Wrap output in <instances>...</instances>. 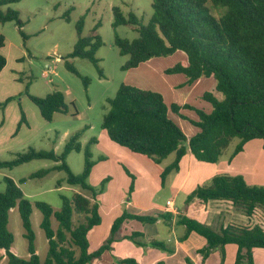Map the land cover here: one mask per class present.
Returning <instances> with one entry per match:
<instances>
[{"label": "trees", "instance_id": "16d2710c", "mask_svg": "<svg viewBox=\"0 0 264 264\" xmlns=\"http://www.w3.org/2000/svg\"><path fill=\"white\" fill-rule=\"evenodd\" d=\"M19 1L0 0V23L15 22L22 33L23 23L19 12L8 8ZM151 6L153 14L148 24H143L134 13L126 16L119 7L113 9L114 29L128 26L138 33V38L134 40L123 39L115 34V46L120 55L129 57L121 69L128 71L153 58L168 57L181 51L185 53L187 62L177 63L167 69L166 74H184L189 85L202 77L214 78L215 93L206 92L202 96L212 106V111L207 113L186 104H172L169 107L162 94L123 83L116 96L107 100L109 109L101 126L109 139L133 153L148 157L156 164H161L174 154L173 162L160 175L162 185L171 172L179 170L180 162L189 150L199 162L215 164L234 139H238V142L230 160L252 140H262L264 148V0H152ZM4 7H7L5 11ZM83 25L84 17H81L76 25L77 42L68 57L87 59L98 68L99 60L95 55L101 46L96 34L99 24L87 37L82 36ZM5 43L6 38L0 34V49ZM5 66L6 58L0 54V73ZM66 66L78 75L72 64L67 62ZM84 83L87 85L88 79ZM217 94H221L222 98L219 99ZM28 97L47 122L52 121L55 113H68L61 91H54L45 97L30 94ZM11 100L12 97H9L4 104ZM181 109L194 110L198 120L180 115ZM170 112L189 120L199 132L188 139L170 117ZM24 122L26 120L22 113L19 126ZM82 134L83 130H80L71 135L61 154L29 148L13 160L0 159V170L12 169L33 160H52L56 163L54 167L40 170L29 178L43 177L52 171H64L66 178L59 181L57 187L65 182L68 186H79L83 191L92 192L91 197L82 193H74L69 198L62 196L61 207L54 209L45 202L29 200L18 185L5 176L6 188L0 192V249L5 250L7 264H88L111 249L125 221L154 224L159 217H165L125 212L113 222L110 238L96 250L90 251L88 235L102 222L99 204L95 200L96 190L87 182L94 166L91 146L96 140L91 139L84 149L85 163L81 174L72 173L66 163L71 152L82 150L79 142ZM194 198L203 202L230 201L236 209L252 216L257 209H264V186L249 185L242 175H216L210 185L198 186L187 197V201ZM33 207L42 213L40 226L48 242L43 262L36 253L35 232L31 222ZM15 208L19 211L24 236L28 241L27 258H21L13 251L14 236L8 225L10 212ZM75 216H83V219L75 223ZM53 219L57 222L56 229L52 228ZM177 224L185 227V237L196 233L206 240L207 246L198 251L203 262L212 251L218 250L221 256L219 264H224L226 246L235 245V264H255L254 249H264L263 226L229 224L217 231L188 216H180ZM139 237L142 234L134 232L127 238L139 246H145V243L137 240ZM149 244L173 252L163 242L152 241ZM119 262L139 264L131 258Z\"/></svg>", "mask_w": 264, "mask_h": 264}, {"label": "rangeland", "instance_id": "374dc122", "mask_svg": "<svg viewBox=\"0 0 264 264\" xmlns=\"http://www.w3.org/2000/svg\"><path fill=\"white\" fill-rule=\"evenodd\" d=\"M151 3L152 0H20L8 6V8L19 12L23 27L21 33L15 22L0 23V34L4 35L7 42L4 52L8 59L13 60L20 50L23 52L21 55L23 59L15 69L13 67L16 71L11 73L10 70H7L8 72H4L0 78V98L12 96V100L16 103L21 102L26 108L31 106L38 112L36 105L29 99V94L45 97L54 91H61L65 97L68 113H55L50 122L39 116L41 122L34 124L33 137L18 145L13 152L3 153L0 156L1 160H13L19 153H25L29 148L61 154L69 137L83 130L79 139L82 150L71 152L66 158V163L72 173L79 175L83 172L84 149L91 139H95L96 143L91 146L94 166L87 180L88 184L96 190L95 200L100 194L103 195L107 192L108 184L111 183L110 195H113L112 191L118 187L122 189L123 194H120L124 198L132 199L130 196L136 190V178L133 172H138L137 168L129 164L124 156L117 154L115 149L128 150L111 141L101 125L103 117L109 109L107 100L116 96L121 84L132 82L129 76L130 72L121 69L129 57L120 55L115 46V34L128 40L138 38V33L128 26L113 28V9L119 7L126 16L129 13H134L143 24H148L153 14ZM6 9L7 7L3 8L4 11ZM81 17H84L83 37L89 36L93 28L99 24L96 34L101 40V46L95 55L99 60L98 68L87 59L68 57L77 42L76 25ZM182 54L185 55V53ZM178 57V54H174L173 56L159 57V59H161L162 65L168 67L173 66V62ZM67 62L72 64L78 75L67 69ZM9 65L11 66L8 67L12 68V63L9 62ZM85 79H88L87 85L84 83ZM219 95L222 98V95ZM193 114L196 115L195 112ZM257 140L262 143V140ZM237 142L238 139L232 141L227 152L222 156L223 160H226L234 150ZM256 150V147L252 148V151L258 156ZM173 160L174 154L161 164L155 165H157V169L159 167L163 171ZM257 161L256 159L255 166H257ZM263 162L264 159L260 162V169L264 170ZM55 165L56 163L52 160L40 159L12 169H2L0 170V192H4L6 188L4 177L7 176L18 185L29 200L45 202L54 209L61 207L62 196L69 198L75 191L92 195L90 191H83L79 186H68L65 182H62L63 189L57 190V183L66 178L64 171H52L43 177L29 178L38 171L50 169ZM200 165L207 164L201 163ZM162 171L150 187L155 204L160 206L165 204L167 198L174 196L176 191L170 186L176 172L168 176L167 184L161 185L160 174ZM261 178L264 176L262 175ZM127 181L128 186L125 187ZM260 182L255 186H264L262 184L264 181ZM112 198L113 196L108 198L107 206L103 204L107 211L110 210L109 205L112 204ZM174 198L177 207L183 206L182 197ZM96 201L98 202V200ZM127 203L128 201L120 203V215L125 212L130 213L126 208ZM32 213L31 222L35 232V247L38 248L39 257L43 262L48 251V242L40 226L42 213L36 207H33ZM103 213L105 227H107L110 217L105 216L106 211ZM255 218L260 221L258 224L264 227V209H260ZM82 219L83 216H75L74 222L77 223ZM8 227L14 236L13 249L17 256L25 258L24 256L28 254V241L24 236L25 230L17 208L10 212ZM52 228H57V222L54 219ZM253 253L255 264H264V249H254ZM225 262L234 264V257L230 254L226 255Z\"/></svg>", "mask_w": 264, "mask_h": 264}, {"label": "crops", "instance_id": "0c3cea01", "mask_svg": "<svg viewBox=\"0 0 264 264\" xmlns=\"http://www.w3.org/2000/svg\"><path fill=\"white\" fill-rule=\"evenodd\" d=\"M6 44L7 42L5 46ZM5 46L0 49V54L6 58V66L0 73V78H2L4 72H8L7 70H10L11 73L16 71L14 70L15 67H17V64L23 59V56H21L23 52L20 50H18L19 52L16 53L13 60L10 58L8 59L7 54L4 52ZM182 53L181 51L175 53L178 54L179 57L173 62V66L177 63L187 62L186 55ZM9 62L10 64L12 63V68L8 67L11 66ZM173 66L166 67L162 65L161 59L153 58L142 63L137 68L128 70L132 82H125L124 84L131 86L135 85V87L152 90L162 94L169 107L172 104L179 106L186 104L210 113L212 111V106L203 101L202 96L206 92L215 93V79L212 77H202L189 85L187 84V78L184 74H166V70ZM9 97L12 96H8L4 99L0 98V156L3 153L13 152L18 145L30 140L34 135V124L41 122L39 110L37 112L31 106L26 108L23 103H16L14 100L4 104V101ZM217 97L221 99L219 94H217ZM194 112L195 111L191 109H181L180 115H183L187 119L197 121L198 117L196 116V112V115L193 114ZM22 113L25 116L26 122L19 126ZM170 117L180 126L188 139L199 132V129L191 124L189 120L172 112H170ZM255 147L258 156L252 151V148ZM115 151L118 155L124 156L129 164L137 168L138 172H133L136 178V190L130 196L132 199L124 198L122 189L118 187L112 191L113 195H110L111 183L108 184L107 192L97 197L96 200H98L97 203L99 204L102 222L100 225L95 226L88 235L90 251L96 250L110 238L111 226L113 222L121 216L120 203L123 204L125 201H128L126 208L130 211L129 214L154 217L164 215L165 217H159L154 224H143L136 220L125 221L116 235L117 240L112 244L111 249L105 251L100 258L88 264H122L119 261L125 258L134 259L139 264H157L158 262H163V264H189V262L191 264H219L220 252L218 250L212 251L206 261H202V255L198 251L205 248L207 242L196 233H191L189 236L185 237V227L177 224L180 216L195 218L217 231L229 224L247 225L249 227L255 225L261 226V224H258L260 221L255 218L260 209L257 210V214L255 213L252 216H247L242 211L236 209L230 201L212 200L203 202L197 198L189 202L187 201V197L198 186L210 185L212 179L216 175H242L247 184L252 186L258 185V183H261L260 181H264V178H261L262 175L264 176V170L263 168L260 169V162L264 159V148L261 141L257 139L252 140L245 145L242 152L231 160L230 157L233 151L228 155L229 158L227 157L226 160H223L221 157L215 164L205 163L207 165H200L201 163L204 164V162L200 163L196 160L189 150L186 156L181 160L179 170L174 171L176 175L170 185L172 189L176 190L174 196L166 199V202L168 200L173 201L177 210L176 213L166 209V202L161 206L155 204L154 197L150 193L151 185L155 183V179L162 171L159 167L157 169L156 163L146 156L133 153L129 150L126 151L119 148L115 149ZM256 159L258 160L257 166H255ZM170 174L168 176H170ZM166 181L165 184H167ZM262 184L264 185V183ZM127 186L128 181L125 184V187ZM61 189H63V186L57 188V190ZM75 193L82 192L75 191ZM82 194L91 197V195ZM110 196H113V200L111 201L112 204L109 205L110 210L107 211L105 206H107ZM174 197H182L181 201L183 202V206L177 207ZM117 208L118 211H116ZM105 211V216L108 215V217H110L107 227H105L106 223L104 222L105 217L103 212ZM104 227L105 229L103 230ZM134 232L142 234V237L137 238V240L145 243V246H139L127 238ZM152 241L165 242V246L168 249H172L173 252L163 251L150 246L149 243ZM13 251L17 255L14 249ZM236 252L237 247L235 245L226 246V255L230 254L234 257V264ZM36 253L38 255L40 254L38 248H36ZM28 256L29 254L24 257L27 258ZM7 262L5 250L0 249V263L7 264ZM224 264H227V262L224 261Z\"/></svg>", "mask_w": 264, "mask_h": 264}, {"label": "built area", "instance_id": "2783aa9c", "mask_svg": "<svg viewBox=\"0 0 264 264\" xmlns=\"http://www.w3.org/2000/svg\"><path fill=\"white\" fill-rule=\"evenodd\" d=\"M166 209H167L168 211L173 212V213H176V212H177V210H176V208H175L174 203H173L172 200H168V201L166 202ZM257 210H258V209H257ZM257 210L254 212V214H255V213L257 214Z\"/></svg>", "mask_w": 264, "mask_h": 264}]
</instances>
